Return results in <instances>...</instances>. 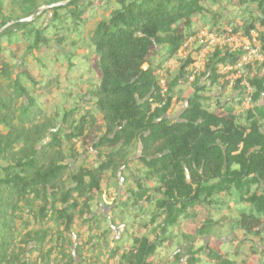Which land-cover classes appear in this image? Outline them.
Listing matches in <instances>:
<instances>
[{
  "label": "trees",
  "instance_id": "obj_1",
  "mask_svg": "<svg viewBox=\"0 0 264 264\" xmlns=\"http://www.w3.org/2000/svg\"><path fill=\"white\" fill-rule=\"evenodd\" d=\"M66 1L0 0V264H29L17 246L20 227L30 228L26 209L42 226L26 237L41 247L43 227L71 232L89 214L111 262L163 264L192 223L201 243L190 264H264V0H70L49 8ZM201 31L244 40L255 32L262 59L247 67L251 91L241 79L228 88L235 73L219 67L238 63L242 51L211 48L171 121L174 91L200 49L178 54ZM172 61L183 64L164 93L160 72ZM52 88L58 100L49 99ZM99 121L102 133L72 171L64 161L73 142ZM119 169L125 183L109 217L95 216ZM219 228L233 237L221 241Z\"/></svg>",
  "mask_w": 264,
  "mask_h": 264
},
{
  "label": "rangeland",
  "instance_id": "obj_2",
  "mask_svg": "<svg viewBox=\"0 0 264 264\" xmlns=\"http://www.w3.org/2000/svg\"><path fill=\"white\" fill-rule=\"evenodd\" d=\"M6 2H12V0H6ZM12 8L15 10L28 14L29 11L18 4H13ZM47 8V7H43ZM22 16V15H21ZM243 41L236 43H231L226 45L230 51L235 48V52L241 50ZM237 47V48H236ZM183 62L172 61L167 64L165 71H161L160 75H164L163 82L167 84L172 81L180 72L179 67ZM196 69V68H195ZM191 71L185 70L183 76L188 78L191 76ZM183 77V78H184ZM191 81L181 79L179 82V87L175 89L173 94L172 106L168 112V119L171 121L177 120L181 117L182 110L186 106V97L190 94L189 86ZM229 88V87H228ZM180 91H184L180 94ZM58 92L56 88H52L48 94L50 100H58ZM228 94L225 99L231 95L229 90H226ZM181 97V100H180ZM102 133V124L99 121L98 125L93 130H88L86 139H77L73 142V151L69 152L66 158L65 164L69 165L72 171L76 170L83 164V159L89 150L90 142L94 141ZM46 141V140H45ZM44 141V142H45ZM141 154V145L136 143L133 146L131 152V159H135L136 156ZM5 162L0 158V165H4ZM131 173L134 175L132 168ZM69 181V178L66 179ZM125 183L123 179L122 170L119 169L112 174L107 180V187L104 193L98 198V212L96 215H103L107 219L111 213V203L116 194L121 190V186ZM24 213V220L30 223V228L24 229L20 227V234L17 239V246L19 249L25 252L24 262L29 264H120L116 262H111L109 260V250L110 248L101 238V232L95 223H92L89 219L92 217L89 214L84 218H77V221L72 228L71 232H63L62 227L59 224H49L48 227H43L48 229L49 235L46 239L44 246L38 245L36 242L28 241L26 235L32 232L34 236L35 233L41 231L38 223H34V220L28 216V210ZM201 219V217L199 218ZM198 225L188 223L183 229V238L180 240L181 246L173 253V255H167L164 258L163 264H190L191 260L197 259L198 245L201 240L198 239L196 235V230ZM225 230L219 228L214 231V235L222 239L221 241L227 242L233 236L228 232L223 233ZM120 236V229L117 230L118 238ZM213 236V235H212ZM207 241L210 239L206 238Z\"/></svg>",
  "mask_w": 264,
  "mask_h": 264
},
{
  "label": "built area",
  "instance_id": "obj_3",
  "mask_svg": "<svg viewBox=\"0 0 264 264\" xmlns=\"http://www.w3.org/2000/svg\"><path fill=\"white\" fill-rule=\"evenodd\" d=\"M239 41H243L241 46L242 55L241 59L235 65H227V66H220L219 67V74H224L226 72L232 71L233 76H229L227 79L229 80V88L233 87L238 79H241V87H247L249 91H251L248 83H247V67L254 61V60H261L262 59V49L261 45L259 44L256 33L252 32L249 40L240 39L237 36H232L230 38H224L216 33H209L206 31H201L196 37L191 38L188 42L183 46V48L179 51V56H183L184 51L187 49L192 48H199L200 51L193 56L194 63L189 68L188 71H191V76H189V81H193L197 74L205 69V56L207 52L215 47V46H226L231 43H236ZM237 48V47H236ZM235 48H233L230 52H235ZM196 68V69H195ZM162 87L164 88V93H167L165 88V84L161 82ZM245 108L249 106V101L246 102Z\"/></svg>",
  "mask_w": 264,
  "mask_h": 264
},
{
  "label": "water",
  "instance_id": "obj_4",
  "mask_svg": "<svg viewBox=\"0 0 264 264\" xmlns=\"http://www.w3.org/2000/svg\"><path fill=\"white\" fill-rule=\"evenodd\" d=\"M69 1H70V0H68V1H66V2L55 3V4L51 5L49 8H55V7L60 8V7H62V6L67 5ZM43 9H45V8H43ZM24 21L31 22V21H32V18L29 17V18H26V19H22V20H20V21H18V22H24ZM141 148H142V147H141ZM121 188H122V186H121ZM208 240H209V239H208Z\"/></svg>",
  "mask_w": 264,
  "mask_h": 264
}]
</instances>
